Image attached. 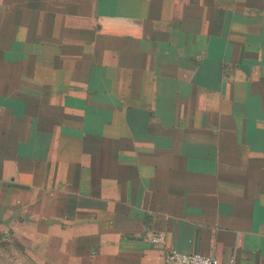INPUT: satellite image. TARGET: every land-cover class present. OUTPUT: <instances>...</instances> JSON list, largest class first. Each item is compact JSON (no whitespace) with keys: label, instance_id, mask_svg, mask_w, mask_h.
<instances>
[{"label":"crops","instance_id":"0c3cea01","mask_svg":"<svg viewBox=\"0 0 264 264\" xmlns=\"http://www.w3.org/2000/svg\"><path fill=\"white\" fill-rule=\"evenodd\" d=\"M0 3V264H264V0Z\"/></svg>","mask_w":264,"mask_h":264},{"label":"built area","instance_id":"2783aa9c","mask_svg":"<svg viewBox=\"0 0 264 264\" xmlns=\"http://www.w3.org/2000/svg\"><path fill=\"white\" fill-rule=\"evenodd\" d=\"M154 241L162 240L161 236H156ZM167 259L178 264H223L216 256L202 253H183L176 249L168 252Z\"/></svg>","mask_w":264,"mask_h":264},{"label":"rangeland","instance_id":"374dc122","mask_svg":"<svg viewBox=\"0 0 264 264\" xmlns=\"http://www.w3.org/2000/svg\"><path fill=\"white\" fill-rule=\"evenodd\" d=\"M0 1H3V0H0ZM0 4H2V3H0ZM5 6H6V5H5ZM5 6H4V7H5Z\"/></svg>","mask_w":264,"mask_h":264}]
</instances>
